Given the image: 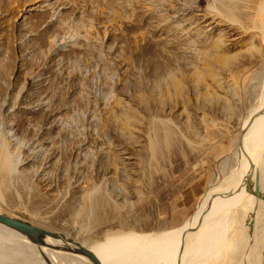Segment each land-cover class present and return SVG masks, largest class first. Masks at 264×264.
<instances>
[{
  "label": "rangeland",
  "instance_id": "1",
  "mask_svg": "<svg viewBox=\"0 0 264 264\" xmlns=\"http://www.w3.org/2000/svg\"><path fill=\"white\" fill-rule=\"evenodd\" d=\"M262 3L0 0V212L92 247L183 227L238 165ZM261 176L258 228L235 207L206 264H264Z\"/></svg>",
  "mask_w": 264,
  "mask_h": 264
},
{
  "label": "bare ground",
  "instance_id": "2",
  "mask_svg": "<svg viewBox=\"0 0 264 264\" xmlns=\"http://www.w3.org/2000/svg\"><path fill=\"white\" fill-rule=\"evenodd\" d=\"M260 9L264 10V3ZM257 27L261 29L264 40V22ZM247 119V123L242 125L241 148L236 149L234 154L237 167L224 181L210 186L196 212L183 227L158 235H119L109 238L106 245L98 243L93 247L79 241L92 250L93 256H90L73 251L76 246L67 240L68 235L64 233L62 237L43 236L41 244H36L24 233L0 222V264H206L220 249H227L232 243L228 230L230 215L235 207L247 212L244 228H250L249 221L253 219L254 231L262 217L260 193L263 189L260 180L264 170V71L258 104L251 108ZM246 131L248 139L244 143ZM11 160L9 156H2L0 167L14 168ZM257 189L259 195L255 193ZM248 237L246 234L247 241ZM234 242L237 240L234 239Z\"/></svg>",
  "mask_w": 264,
  "mask_h": 264
},
{
  "label": "water",
  "instance_id": "3",
  "mask_svg": "<svg viewBox=\"0 0 264 264\" xmlns=\"http://www.w3.org/2000/svg\"><path fill=\"white\" fill-rule=\"evenodd\" d=\"M243 132H244V128H242L240 131V136L238 139L239 145L242 144ZM248 185L249 183H247V186ZM0 222L24 233L27 237H29L36 244H41L43 236L62 237L61 232L53 231V230L44 228L40 225L34 224L30 221H27V220H24V219L15 217V216L7 215L1 212H0ZM67 240H69L71 243H73L76 246L74 247L73 251L78 252V253H83L85 255L93 256L92 250L86 246L81 245L79 240L73 239V238H70Z\"/></svg>",
  "mask_w": 264,
  "mask_h": 264
}]
</instances>
